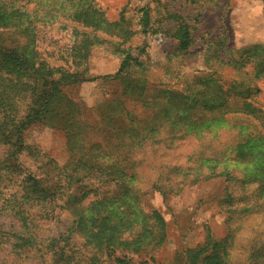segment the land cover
Wrapping results in <instances>:
<instances>
[{"label": "rangeland", "instance_id": "rangeland-1", "mask_svg": "<svg viewBox=\"0 0 264 264\" xmlns=\"http://www.w3.org/2000/svg\"><path fill=\"white\" fill-rule=\"evenodd\" d=\"M94 2L108 21L114 22L120 15L124 17V28L130 32L126 38H120L112 29L105 30L108 33L91 32L89 28L59 18L45 25L44 35L38 43L39 51L51 65L67 67L70 59L64 56L62 48L69 43L68 33L73 28L82 27L89 36L98 39L87 61L80 67L85 71L84 80L65 88L70 97L91 107L106 96L111 88L101 77L115 73L119 67L121 58L115 50L117 44L120 48H129L133 54L137 48L144 49L146 55L141 57L147 59L146 74L152 82L163 79L164 73L174 81L202 70L207 48L218 50L228 62L233 59L230 50L248 48L240 58L234 57L239 66L235 70L228 67L226 72L234 71L235 76L252 78L259 89L253 99L264 109V0ZM141 8L148 9L153 30L174 32L180 21L185 22L193 39L189 48L179 53L176 42L170 37L143 32ZM170 14L179 16L180 21L169 18ZM226 117L187 129L173 141L164 139L146 145L135 158L134 171L128 172L123 179L124 190L114 182L100 183L85 175L79 176V184L75 187L81 185L83 190H90L80 204L82 208H89L93 201L103 197H115L110 200L125 209L128 220L119 226L118 243L128 241L133 247L138 243L134 238L140 233L147 239L151 230L155 232L152 228L154 220L143 217V212L157 211L165 220L166 236L160 245L155 246L151 239L142 241L138 251H131L119 244L116 249L120 256L125 255L135 264H184L183 252L203 243L205 228L216 239L226 236L227 194L240 197L242 188L245 189L242 166L245 165V172L252 170V163L247 161L252 155L249 150L252 146L243 147L250 152L243 158L246 163L232 160L231 151L241 133L264 131V112L260 119L252 118V122L239 117L229 122ZM23 143L34 150L13 153L7 145L0 144V264H113L105 250L97 248L95 241H86L80 228L72 225L73 208L63 203V196L54 193L46 200L38 201L24 197L25 191L21 187L24 175L28 173L56 190L59 171L54 163L62 167L68 160L63 133L34 124L25 131ZM221 157L230 162L228 168L236 179L228 181L220 176L202 179L204 173L217 172L223 166L214 162L215 158ZM220 160L223 162L222 158ZM70 189L74 191V185H65L61 192L64 190L65 194ZM77 205L74 204L76 211ZM252 225L250 218L235 219L233 227H237L239 243L252 235ZM55 251L61 254L55 256ZM240 253H243L242 257ZM248 253L238 247L233 251L235 258L228 264H236Z\"/></svg>", "mask_w": 264, "mask_h": 264}, {"label": "trees", "instance_id": "trees-1", "mask_svg": "<svg viewBox=\"0 0 264 264\" xmlns=\"http://www.w3.org/2000/svg\"><path fill=\"white\" fill-rule=\"evenodd\" d=\"M140 11L143 32L170 37L176 42L179 53L189 48L193 41L190 28L179 16L169 15L180 21L174 32L153 30L148 9ZM59 18L89 28L91 32L108 33L105 30L112 29L120 38L130 33L124 28L123 16L114 22L108 21L94 0H0V144L7 145L13 153L34 150L23 143V135L30 126L41 124L60 130L65 138L68 160L62 167L54 163L59 171L56 190L28 173L21 187L24 197L38 201L54 193L63 196V203L73 208L72 225L80 228L86 241H95L97 248L105 250L113 264H135L125 255L120 256L116 247L121 244L122 248L138 251L142 241L151 239L155 246L160 245L166 236L165 220L157 211L143 212V217L154 220L155 232L151 230L147 239L140 233L134 238L138 243L133 247L128 241L118 243L119 226L128 220L125 209L110 200L115 197H103L93 201L89 208H82L80 204L90 190H83L81 185L75 187L79 184V176L85 175L100 183L114 182L124 190L123 179L128 172L134 171L135 158L146 145L164 139L173 141L187 129L224 116H229L226 117L229 122L238 117L250 122L252 118L260 119L264 109L253 99L259 89L252 78L235 76L234 71L226 72L228 67L235 70L239 66L234 57L240 58L248 48L230 50L233 59L230 57L229 62L218 50L207 48L202 70L176 76L174 81L164 73L163 79L152 82L146 74L147 59L141 57L146 55L144 49L137 48L133 54L129 48H120L117 44L115 50L121 58L119 67L115 73L101 77L111 90L94 106L88 107L82 100L70 97L65 88L84 80L85 71L80 67L98 39L89 36L82 27L73 28L68 33L69 43L62 48L64 56L70 59L67 67L51 65L39 51L38 43L45 25ZM130 106L138 107V112ZM251 146L252 155L247 161L252 163V170L245 172L246 167L242 166L245 189L242 188L240 197L227 194L226 236L216 239L205 228L203 243L183 252L184 264H228L235 258L233 251L238 247L249 253L236 264H264V131L241 133L231 158L239 164L245 162L250 152L243 147ZM221 158H215L214 162L223 166L217 172L204 173L202 179L216 176L228 181L236 179L228 168L230 162ZM65 185H74L75 190L71 188L64 194L61 189ZM74 204H78L77 211ZM99 214L101 216L97 217ZM245 218L254 223L252 235L239 243L233 223L235 219ZM54 254L61 253L55 251Z\"/></svg>", "mask_w": 264, "mask_h": 264}]
</instances>
